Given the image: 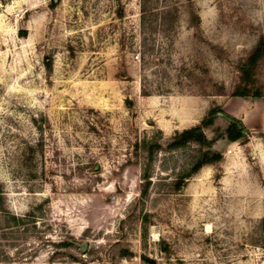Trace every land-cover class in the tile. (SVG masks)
<instances>
[{"label":"rangeland","instance_id":"374dc122","mask_svg":"<svg viewBox=\"0 0 264 264\" xmlns=\"http://www.w3.org/2000/svg\"><path fill=\"white\" fill-rule=\"evenodd\" d=\"M262 34L264 0H0V264H264Z\"/></svg>","mask_w":264,"mask_h":264},{"label":"trees","instance_id":"16d2710c","mask_svg":"<svg viewBox=\"0 0 264 264\" xmlns=\"http://www.w3.org/2000/svg\"><path fill=\"white\" fill-rule=\"evenodd\" d=\"M54 4L55 2H51V6H53ZM44 64L47 72H49L51 69V60L49 57H45ZM263 64L264 34L258 37L254 46L243 58L238 61L236 67L239 76L237 84L231 92V96H238L243 98L264 97V85L257 82V72L259 70V67ZM243 136V125H241L238 120L233 119L228 123L225 130L218 136V138L224 137L226 140L232 142L241 139ZM191 143L198 145L200 148L210 143L207 140L200 124H196L176 131L171 139L167 142V148H179ZM160 147L161 145L157 142L151 141L146 144L147 164L145 166V172L143 174L144 184L142 194H145L149 184L147 169L153 159V153L157 148ZM216 161L217 158L214 156V154L210 153L209 149H205L201 151L194 164L190 167L188 175H191L192 173L198 171L203 164H214L216 163Z\"/></svg>","mask_w":264,"mask_h":264},{"label":"water","instance_id":"95a60500","mask_svg":"<svg viewBox=\"0 0 264 264\" xmlns=\"http://www.w3.org/2000/svg\"><path fill=\"white\" fill-rule=\"evenodd\" d=\"M230 121H232V120L230 119ZM79 245H80L81 250L84 251L85 248H86V246H87V243H86V242H82V243L79 244Z\"/></svg>","mask_w":264,"mask_h":264}]
</instances>
